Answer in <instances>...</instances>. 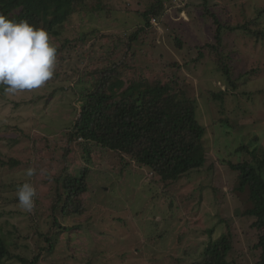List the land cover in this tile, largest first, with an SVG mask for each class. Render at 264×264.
<instances>
[{
    "label": "rangeland",
    "instance_id": "1",
    "mask_svg": "<svg viewBox=\"0 0 264 264\" xmlns=\"http://www.w3.org/2000/svg\"><path fill=\"white\" fill-rule=\"evenodd\" d=\"M150 1L85 0L88 6L101 2L104 9L93 12L88 7H78L68 19L47 30L65 58L60 60L57 53L58 66L53 78L40 89L16 95H9L0 87V226L3 232H10L8 237L12 241L18 242L15 251L29 259L38 256L36 264L87 261L152 264L142 256L151 250H155L158 259L154 264H186L201 251L209 229L214 226L213 238L225 230L224 225L215 224L219 217L231 223L235 258L238 249H242L244 261L236 258V264H255L258 260L259 252L247 248V244L248 247L253 244L256 234L249 227L251 219L240 215L243 200L230 191L234 180L230 170L221 166L214 179L207 177L213 189L205 187L199 203L196 201L199 184H185L180 193L160 179L146 184L147 168L130 162L129 157L121 158L100 148L91 152L88 162L82 142L67 139V132L78 115L79 91L90 87L95 79L86 72L91 62L100 61L110 46L109 38L103 39L100 35L113 32L125 36L135 31L143 24L135 12L145 10ZM163 1L160 17L152 18V26L146 28L145 41L138 40V45L133 43L134 49L128 51V64L132 68L125 70L126 78L152 76L165 80L175 75L180 79L178 82L196 100L198 119L206 128L203 137V147L209 150L206 165L216 159L211 157L215 152L209 149L213 141L224 136L221 129L214 133L213 123L223 118L235 125L234 134L261 137L260 143L264 146V39L256 40L241 29L227 30L220 50L230 56L226 61L232 78L241 83L231 89L222 73L215 72L209 62V49L204 43L214 42L215 24L203 7L206 4L215 12L222 24L247 22L250 27L264 30L261 10L264 0ZM251 20L255 21L251 24ZM83 33L86 37L80 47H75L74 42L66 43ZM177 36L182 40L180 48L174 43ZM61 46L64 48L60 49ZM199 51L203 52L200 58ZM133 52L135 57L131 59ZM105 63L104 60L102 64ZM208 88L226 90L224 100L213 101ZM31 96L36 97L33 106L13 108V101ZM234 137L223 139L232 142ZM85 166L91 168L87 192L83 195L85 202L71 201L65 215L59 207L54 211L52 205L60 191L53 176L62 170L80 171ZM30 167L36 169L32 177L25 175ZM198 176L195 174L191 179ZM24 182L36 189L35 206L30 212L19 206L16 196ZM215 202L219 204L218 210ZM190 209L195 214H190ZM178 218H184L185 226ZM76 223L79 225L74 228ZM175 224L180 228L181 243L171 244L176 233L171 239L164 235L158 238L159 242L153 241V227L167 232ZM50 239H53L52 246ZM4 264L21 263L7 260Z\"/></svg>",
    "mask_w": 264,
    "mask_h": 264
},
{
    "label": "trees",
    "instance_id": "2",
    "mask_svg": "<svg viewBox=\"0 0 264 264\" xmlns=\"http://www.w3.org/2000/svg\"><path fill=\"white\" fill-rule=\"evenodd\" d=\"M163 2V0H151L145 10L135 12L143 23L137 26L135 31L126 33L125 36L113 32L100 35L103 39L109 38L110 46L105 50V56L100 57L101 62L98 59L91 62V68L86 72L88 75H94L95 79L90 87L79 91L81 102L78 106V115L67 132V139L82 142L88 162L91 161V152L100 148H105L121 158L129 157L130 162L147 168L146 184L160 179L166 185H173L172 188L175 187L174 189L179 193L185 184H188L187 186L199 184L200 192L196 200L199 203L203 200L204 188L213 189V186L207 182V177L211 176V179H214L215 173L217 175L221 166L225 170H230L234 178L230 191L243 200L240 215L251 219L249 227L256 234L253 244L250 247L247 244V248L250 251L259 252L255 264H264V146L260 143L262 138L255 135L250 137L245 133L237 134V136L232 131L235 125H231L230 119L223 118L215 121L212 126L214 133L216 129H221L224 136L213 141L209 149L215 152V155L210 154L216 159L215 162L212 159L210 164L206 165V156L209 153V150L203 147L206 128L198 119L196 100L178 82L180 79L175 75L165 80L152 76L140 78L125 76V70L132 68V65L128 64V51L134 49V44L138 45V40L145 41L146 28L152 26V18L160 17ZM78 7L79 9L88 7V10L93 12L104 9L101 2L88 6L85 0H0V14L16 22L27 20L30 24L46 30L68 19ZM203 7L205 14L210 16L215 24L214 42L204 43V46L209 49L207 53L209 62L212 63L215 72H221L230 88L234 89L241 83H237V79L232 78L230 65L226 61L230 56L227 57L228 53L223 54L220 50L222 38L227 34V30L241 29L245 34L254 36V39L262 40L264 30L250 27L247 22L240 25L222 24L215 12L206 4H203ZM261 10L264 11V7ZM254 21L249 22L252 24ZM85 37L86 33H83L80 37L69 39L66 43L74 42L75 47H80ZM174 43L178 48L182 46V40L178 36L174 39ZM61 48L64 47L61 46ZM57 53L61 60L63 57L58 48ZM198 53V58L203 56L202 51ZM115 55L119 57L115 59ZM130 56L134 59L135 53L133 52ZM104 60L106 63L102 64ZM87 66H89L88 63ZM253 72L252 70L251 73ZM225 91L207 89L213 101H223ZM52 94L53 91L50 96ZM260 94L263 95L262 89ZM35 102L36 97L31 96L13 101L12 106L13 108L27 104L33 106ZM227 136L235 137L232 142L224 141L223 138ZM69 150L67 146L66 151ZM90 172L91 168L85 166L80 171L62 170L57 175H52L60 191H57V199L52 205L54 211L59 207L62 215H65L71 201L85 202L83 195L87 192V177ZM195 174H199L196 179H194ZM193 175L194 178L191 179ZM195 190L194 188L193 191ZM243 195L244 197H241ZM218 208L219 204L216 203V209ZM73 211L72 209L71 212ZM193 211L194 209H190V214H195ZM89 218L91 217L88 216ZM180 221L183 224L184 218ZM215 224L216 226L224 225L225 230L213 238L214 226L209 229V235L201 251L186 264H236V258L244 261L241 248L238 249L235 258L231 223L219 217ZM78 225L79 223H76L74 228ZM179 229L176 224L167 232L164 228L156 231L153 227L152 239L159 242L158 238L166 235L171 239V235L176 233L177 236L173 237L174 240L171 239V244L181 243L183 238ZM9 235L10 232H3L0 226V264H4L7 260H18L21 264H36L38 256L29 259L15 251L18 242L12 241ZM147 237L150 240L149 235ZM52 241L53 239H50V246L53 245ZM249 241L251 242L252 239ZM165 247L168 249V246ZM185 252L188 253V251ZM229 255L232 257L228 258ZM142 256L145 257V262H152V264H154L153 261L158 260L155 258V250ZM81 264L94 263L87 261Z\"/></svg>",
    "mask_w": 264,
    "mask_h": 264
},
{
    "label": "clouds",
    "instance_id": "3",
    "mask_svg": "<svg viewBox=\"0 0 264 264\" xmlns=\"http://www.w3.org/2000/svg\"><path fill=\"white\" fill-rule=\"evenodd\" d=\"M57 66V45L46 29L0 14V87L7 94L40 89L53 78ZM35 173L30 167L25 175ZM16 196L24 211L33 210L36 189L31 183H22Z\"/></svg>",
    "mask_w": 264,
    "mask_h": 264
}]
</instances>
